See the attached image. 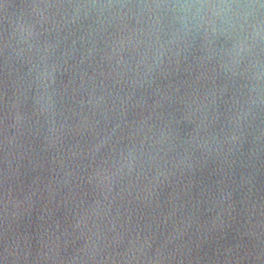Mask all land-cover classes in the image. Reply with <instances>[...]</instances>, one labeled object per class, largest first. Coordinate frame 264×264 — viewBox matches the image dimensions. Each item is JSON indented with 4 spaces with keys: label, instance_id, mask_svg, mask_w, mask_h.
Wrapping results in <instances>:
<instances>
[{
    "label": "water",
    "instance_id": "obj_1",
    "mask_svg": "<svg viewBox=\"0 0 264 264\" xmlns=\"http://www.w3.org/2000/svg\"><path fill=\"white\" fill-rule=\"evenodd\" d=\"M0 0V264H264V0Z\"/></svg>",
    "mask_w": 264,
    "mask_h": 264
},
{
    "label": "clouds",
    "instance_id": "obj_2",
    "mask_svg": "<svg viewBox=\"0 0 264 264\" xmlns=\"http://www.w3.org/2000/svg\"><path fill=\"white\" fill-rule=\"evenodd\" d=\"M182 10L195 9L193 19L199 23L215 26L220 24H230L237 16L240 5L219 0L216 3H193L179 5Z\"/></svg>",
    "mask_w": 264,
    "mask_h": 264
}]
</instances>
